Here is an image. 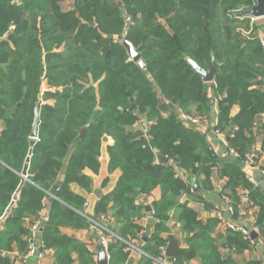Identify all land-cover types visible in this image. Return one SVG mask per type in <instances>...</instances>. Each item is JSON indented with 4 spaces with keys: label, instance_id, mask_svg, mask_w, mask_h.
I'll list each match as a JSON object with an SVG mask.
<instances>
[{
    "label": "trees",
    "instance_id": "16d2710c",
    "mask_svg": "<svg viewBox=\"0 0 264 264\" xmlns=\"http://www.w3.org/2000/svg\"><path fill=\"white\" fill-rule=\"evenodd\" d=\"M63 1L0 0V217L17 196L0 231V264H15L8 257L13 249L25 254L27 226L43 205L48 213L40 236L52 252V264H95L87 244L62 231L89 228L78 214L85 199L71 186L92 191L86 170L98 172L108 138V169L119 170L120 176L94 204L93 220L110 213L106 226L120 239L134 243L146 237L147 256L138 264H155L162 257L169 220L179 225L186 244L173 264L197 257L201 264H235L220 250L233 248L242 255L253 250L255 241L231 232L214 237L219 221L203 222L189 206L191 200L212 209L192 191L190 179L203 176L208 188L215 168L220 195L233 204L241 199L239 190L250 189L249 199L259 208L254 227L262 237L264 197L239 168L216 159L206 139L167 106L207 119L217 100V129L230 131L229 147L240 157L264 151L258 25L236 17L256 0H72L67 11L60 7ZM119 37L132 44L144 69L130 61ZM211 55L218 71L213 82L205 83L186 57L208 71ZM37 102V138L30 139ZM257 116L262 119L259 147ZM30 152L25 181L21 173ZM154 190L160 195L151 202L155 221L148 235L138 224L146 210L137 199ZM108 252L109 264H125L123 243L116 241Z\"/></svg>",
    "mask_w": 264,
    "mask_h": 264
},
{
    "label": "crops",
    "instance_id": "0c3cea01",
    "mask_svg": "<svg viewBox=\"0 0 264 264\" xmlns=\"http://www.w3.org/2000/svg\"><path fill=\"white\" fill-rule=\"evenodd\" d=\"M264 20V19H263ZM262 19L259 20H252L254 22L260 21V24L256 23L258 25V31H257V41L258 37L262 35V32L264 30V23H261L263 21ZM264 22V21H263ZM167 110L174 115L175 117H179V114L181 111L177 109L174 105L167 106ZM217 104H212V110L211 115L209 118L205 119L201 117L202 124L200 126L194 127V126H185L188 127L193 132L203 136L214 154L216 155V159H218L222 163H227L236 166L239 168L244 174L245 178L248 181V183L253 186L254 189L260 191L262 193V196L264 197V180L259 174L260 167L264 168V151H262L259 155V151H257V156L255 160L254 165H248L245 164L241 159L236 158L231 154V148L229 147V139H230V131H219L217 129ZM256 124L258 127L254 128V135L256 139V147H259V144L262 139V132L259 128V126L262 124L261 117H256ZM112 141L108 139H104L103 144L100 149V155L98 157L99 162V169L98 172L94 173L89 170H86V174L89 176V178L92 181V191L90 193H86L84 190L79 188L76 185L71 186V190L73 193L80 195L85 199V203L88 204L87 208H83V212L85 215L92 217L93 215V207L97 200H99L100 197L108 194L115 186L118 177L120 176L119 170H113L109 172V154L107 152V146H111ZM204 177L200 176V179L196 181L199 188L198 194H200L203 201H205L210 207H212L211 210H206L203 208L202 204H197L194 201L189 202V206L194 207L199 211V216L203 222L207 221V219L214 218L216 219V213L220 212L221 210L226 209V204L222 200V196L220 195V191L218 188V184L220 183L221 186V180L217 178L216 169H212V176L210 177V186L208 188L203 186ZM100 191V197L98 198L95 195V191ZM248 192L247 198L245 199L244 193ZM251 190H239V195L241 199L234 204V210L235 215L233 217V221L237 224H240L241 226H244L247 229H252L256 222V217L259 213V208L254 204V201L249 199L251 197ZM159 192L157 190L152 191L150 194L143 195L137 199V203L140 205L145 206V210L149 206L151 211L146 210V215L138 221V224L143 228V233L145 234H151L154 230V218L151 208V202L154 200L156 201L159 199ZM185 200V199H184ZM183 200V201H184ZM16 202V201H15ZM250 203V204H249ZM241 205V206H240ZM45 207V211H46ZM48 211L45 212V216L47 217ZM2 218V216H1ZM7 218V217H6ZM102 219V222L107 224L110 220V213L103 215L100 217ZM217 220V219H216ZM218 221V220H217ZM3 220H0V231L3 229ZM89 223V222H88ZM168 228V232L166 234H163V237H167L169 241L173 238L178 239L179 241V248L180 247H186V244L184 240L181 237V231L179 225L172 220H169L166 224ZM229 231L224 227V225L219 224L216 226L214 231V237L220 238L225 236ZM63 234L72 237L75 240L85 242L88 246V249L94 253L95 255V248L96 243L98 241L99 232L96 228H94L89 223L88 229H82V230H71V229H65L62 231ZM146 237H142L141 239H137L133 241L134 245L144 252L142 249L143 244L145 242ZM168 241V243H169ZM167 243V245H168ZM167 247V246H166ZM221 251L222 257L225 259H232L235 264H247L249 260L251 261H261L262 264H264V237L258 234L257 243H254V248L251 252L244 253L242 255H238L237 251L233 248L227 249L224 248ZM145 253V252H144ZM146 254V253H145ZM106 255L108 258V264L110 260V252L108 250L106 251ZM147 255V254H146ZM144 255H141L138 251H129L128 257L126 259L125 264H138L140 259ZM8 257L15 263V264H35L33 262L24 263L22 260L23 256H20L15 249L13 251L8 253ZM173 259V258H172ZM95 264H96V255H95ZM53 263V257L52 252L50 250H46L45 258L41 262V264H52ZM189 264H201L200 259L197 257L190 261Z\"/></svg>",
    "mask_w": 264,
    "mask_h": 264
},
{
    "label": "built area",
    "instance_id": "2783aa9c",
    "mask_svg": "<svg viewBox=\"0 0 264 264\" xmlns=\"http://www.w3.org/2000/svg\"><path fill=\"white\" fill-rule=\"evenodd\" d=\"M258 44L260 46L262 55L264 57V30L262 32V35L258 37ZM214 103H218L217 100H214ZM178 119L185 124L186 126H200L202 124L201 117H196L190 114L186 113H180ZM231 154L235 156L236 158L241 159L245 164L248 165H254L256 160V155L254 153H247L243 157H240L239 154L233 150H231ZM256 165V164H255ZM259 174L264 180V168L260 167ZM179 176V174H177ZM25 181H28L27 174L26 177L23 178ZM219 191H221L220 183L218 184ZM248 192L246 191L244 193L245 199L247 198ZM222 200L226 204V209L221 210L220 212L216 213V219L220 222V224L224 225V227L231 233L237 234L243 239L248 240L249 234L251 232L258 233V229L253 227L252 229H247L244 226H241L240 224H237L233 221V217L235 215L234 210V204L231 202V200L226 197L225 195H221ZM53 197V196H51ZM55 198V197H53ZM56 199V198H55ZM184 200V199H183ZM15 203V202H14ZM250 204V203H249ZM241 206V205H240ZM45 205H43L42 210L37 212V216L34 219L33 222L29 223L27 226V230L29 231V235L26 238V246L27 250L25 254L22 257V260L24 263L33 262L35 264H41L43 259L45 258L46 253V247L41 239V230L43 222L45 221ZM88 204L84 203L83 208H87ZM81 216H83L94 228L97 229L99 232L98 240L101 242L104 249L107 251L109 246L116 241H119L125 245L126 251H138L141 255L147 256L144 252L139 250L132 242H127L122 239H120L118 236L113 234L106 226L105 223L102 222V219L100 218L98 221L93 220L91 217L84 214V212H78ZM1 220V217H0ZM252 243V242H251ZM166 247L161 248L162 257L155 260V264H173L172 259L167 257L165 255ZM3 256H7L3 253Z\"/></svg>",
    "mask_w": 264,
    "mask_h": 264
},
{
    "label": "water",
    "instance_id": "95a60500",
    "mask_svg": "<svg viewBox=\"0 0 264 264\" xmlns=\"http://www.w3.org/2000/svg\"><path fill=\"white\" fill-rule=\"evenodd\" d=\"M125 17V16H124ZM237 18L243 19V18H248L251 20H259V19H264V0H256L255 6L251 9L245 10L239 14L236 15ZM126 18V17H125ZM127 19V18H126ZM119 41H121V44L124 46L126 49V52L129 56L130 61L137 62L141 68H145L144 63L140 60L139 54L135 51L134 47L132 46L131 43H129L126 40H122V38H118ZM186 62L187 64L191 67V69L198 74L205 83H211L214 80V76L218 71V65L215 61V58L213 55H211V67L208 71L203 70L200 68L197 64H195L193 61H191L189 58L186 57ZM39 106L40 103L37 102L34 105V111H33V121L31 125V131H30V139H36L37 138V132H38V126H39ZM85 130L86 127H84L81 130V133L79 135L80 138H84L85 136ZM210 151L212 155L215 157L216 155L210 148ZM31 155V152L29 153L28 157L26 158V162L23 168V171L21 173V177L25 178L26 177V172H27V166L29 163V157ZM192 191L196 193L198 191V184L196 183L194 178L190 179ZM60 187V185H57L55 190H57ZM95 195L99 198L100 197V191L96 190ZM16 194L12 196V200L6 209L5 213L2 215V220L4 221L7 217V215L10 213V208L14 205V202L16 201ZM147 211H151L150 207L148 206ZM250 240L255 241L257 243V238L258 235L254 232H251L249 234ZM179 249V241L178 239H171L166 247L165 250V255L169 258H174L176 256V253ZM95 255H96V264H108V258L106 255V250L102 246L101 242L98 240L96 243V248H95Z\"/></svg>",
    "mask_w": 264,
    "mask_h": 264
},
{
    "label": "rangeland",
    "instance_id": "374dc122",
    "mask_svg": "<svg viewBox=\"0 0 264 264\" xmlns=\"http://www.w3.org/2000/svg\"><path fill=\"white\" fill-rule=\"evenodd\" d=\"M72 5H73V1L72 0H65V1H63V2L60 3V7H61V9L63 11L70 10L72 8ZM263 21L261 23H264ZM254 23L260 24V21H257V22H254ZM45 88H46V86H45V84H43L42 90H45Z\"/></svg>",
    "mask_w": 264,
    "mask_h": 264
}]
</instances>
